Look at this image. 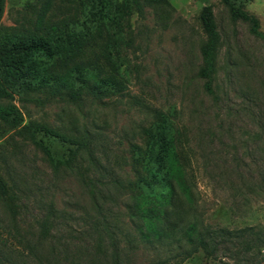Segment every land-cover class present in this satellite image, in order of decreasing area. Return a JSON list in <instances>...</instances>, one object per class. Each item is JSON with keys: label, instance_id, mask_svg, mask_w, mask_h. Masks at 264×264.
Wrapping results in <instances>:
<instances>
[{"label": "rangeland", "instance_id": "374dc122", "mask_svg": "<svg viewBox=\"0 0 264 264\" xmlns=\"http://www.w3.org/2000/svg\"><path fill=\"white\" fill-rule=\"evenodd\" d=\"M71 1L4 0L0 25L31 27L37 18L63 21L74 14ZM231 1L165 0L123 21L127 44L121 51V95L101 104L88 100L79 108L14 99L22 126L85 135L92 143L55 165L18 128L0 123V180L5 185L0 193V264H100L109 247L101 244L98 253V239L90 233L101 217L89 191L95 184L100 187L99 173L109 179L111 170L121 177L128 172L129 144H142L141 130L156 121V113L171 117L185 134L202 227L229 235L208 248V254L198 248L186 257L187 245L147 248L137 239L130 244L126 236L135 231L124 198L110 189L113 201L104 202L102 211L106 226L118 235L120 264H264V41L249 23L232 17ZM235 1L257 20L264 37V0ZM205 10L217 35L210 78L201 73L202 50L209 41L201 19ZM101 47L98 41L84 59ZM88 152L100 164L97 172Z\"/></svg>", "mask_w": 264, "mask_h": 264}, {"label": "trees", "instance_id": "16d2710c", "mask_svg": "<svg viewBox=\"0 0 264 264\" xmlns=\"http://www.w3.org/2000/svg\"><path fill=\"white\" fill-rule=\"evenodd\" d=\"M162 3L165 0H72L74 14L63 21L49 23L37 18L31 27L0 25V123L9 129L18 128L20 134L44 149L55 165L86 150L91 139L85 135L59 134L36 124L22 126L23 117L14 99L41 104L53 100L79 108L88 100L101 104L110 96L121 95L125 86L120 78L125 64L121 51L127 44L121 24L132 14ZM228 7L233 18L249 23L251 32L264 41L255 18L245 14L235 0L228 2ZM3 8L4 0H0V21ZM201 19L209 36L202 50L201 73L210 78L214 73L217 35L207 10ZM98 41L102 44L100 52L84 59L86 50ZM141 135V145L129 144L125 162L128 172L121 177L111 170L109 179L99 173L100 187L95 184L89 191L95 212L101 217L100 222L91 225L90 233L98 239V253L101 244L109 247L99 263L106 264L109 259L110 264H120L122 253L118 235L106 226L102 211L104 202L113 201L110 189L124 198L125 214L135 231L134 236H126L130 244L137 239L147 248L187 245L191 249L183 257L198 248L208 254V248H215L229 234L223 229L214 233L211 228L202 227L184 132L171 117L156 113V121L142 129ZM91 153L88 152V162L96 171L100 164ZM4 192L5 185L0 180V193ZM117 231L120 235L121 230Z\"/></svg>", "mask_w": 264, "mask_h": 264}]
</instances>
